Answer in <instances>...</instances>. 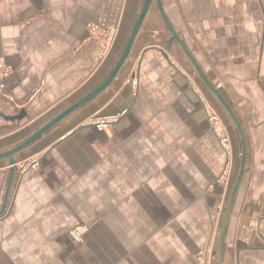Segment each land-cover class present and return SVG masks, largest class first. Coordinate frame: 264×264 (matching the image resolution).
I'll return each instance as SVG.
<instances>
[{
	"label": "crops",
	"instance_id": "crops-1",
	"mask_svg": "<svg viewBox=\"0 0 264 264\" xmlns=\"http://www.w3.org/2000/svg\"><path fill=\"white\" fill-rule=\"evenodd\" d=\"M144 2L0 0V153L101 86ZM161 2L245 131L222 264H264V0ZM143 22L111 86L14 155L0 264H35L43 240L78 250L79 223L102 235L89 248L106 264H218L240 134L181 46L162 53L172 35L156 1ZM10 170L0 159V210ZM106 213L122 224L96 228Z\"/></svg>",
	"mask_w": 264,
	"mask_h": 264
},
{
	"label": "water",
	"instance_id": "water-1",
	"mask_svg": "<svg viewBox=\"0 0 264 264\" xmlns=\"http://www.w3.org/2000/svg\"><path fill=\"white\" fill-rule=\"evenodd\" d=\"M154 1H156L157 7H159L162 18H163L164 22L166 23L167 27L169 28L171 35H172V38L170 39L168 46H166L164 48V51H162V53H165V50L170 49V47L174 44V42H177L181 46L182 50L184 52H186L187 56L191 60L193 66L196 67V70H197L199 76L201 77V79L203 80V82H205L206 85L208 86V88L210 90H212V92L215 94L216 97H218L219 101L221 102V104L224 107V109L226 110V112L229 113V115L231 116V118L233 119V121L236 125V128H238V131L240 134L241 143H242V158H243L242 164H241V168H240L239 173H238L239 176H238V178H237V180H236V182L232 188L233 190H232L230 197H229V201L227 204L228 208H227V212H226V215L224 218L222 228L220 229L219 234H218L219 236H218V242H217V251H218L217 258H218V264H222V251H221V249H222V242H223V238H224V233H225V231L229 225V221H230L229 219L231 217L233 207H234L233 203H234L235 197L237 195V192L239 190L238 188H239V186H240V184L244 178V174H245L244 171H245L246 161H247V158H246V156H247V143H246L245 131H244V128L241 127V124H240L239 120L237 119L235 112L232 111V108L230 107L227 100L221 95L222 90L217 88L211 81L208 80L204 71L199 66L197 60L195 59V56H193V54L188 50V48L185 45V43L183 42L182 38L178 36L173 25L171 24V22H169L167 15L164 11V7L162 5L161 0H145L144 5H143V9H142L140 15L138 16V18L135 22V25L132 29L130 36H129V41H128L126 47L124 48L121 57L119 58V60L116 64V66L114 67V70L112 71V73L101 84V86L99 88L90 92L87 96L83 97L82 99L78 100L71 107L60 112L54 119H52L50 122L45 124L42 128H40L38 131H36L30 138H28L27 140H25L21 144L17 145L16 147H14L13 149H11L7 152L0 153V159L8 158L10 166H11L9 183H8V186L6 189V193H5V197H4V201H3V206H2V209L0 210V217L4 214V212L7 208L11 188H12L15 173L17 170V163L14 159V155L17 154L18 152H20L21 150H23L24 148H26L27 146H29L30 144H32L34 141L38 140L45 133H47L50 129L54 128L55 126L58 125V123H60L65 118H67L69 115H71L74 111H76L79 108H81L82 106L86 105L90 100H92L93 98H95L99 94L103 93V91L105 89H107L109 86H111V83L116 79V77L118 76V74L122 70L121 68L123 67L125 62L128 60V58L131 54L130 52H131L133 45L135 43L137 34L140 31V29L144 23L143 21L146 18L147 14L151 8V5ZM1 115H3V114H1ZM3 117H5L6 119L10 118V117H6L5 115H3Z\"/></svg>",
	"mask_w": 264,
	"mask_h": 264
},
{
	"label": "rangeland",
	"instance_id": "rangeland-1",
	"mask_svg": "<svg viewBox=\"0 0 264 264\" xmlns=\"http://www.w3.org/2000/svg\"><path fill=\"white\" fill-rule=\"evenodd\" d=\"M102 214V213H101ZM109 213H106V216L100 217V219L95 222L96 228H102L107 226L119 225V219L115 216H108ZM159 222H164L165 220L162 217L158 216ZM93 228L89 227L85 223H79L77 230L73 232L72 239H74V244H78V250L56 252L58 250L57 246H53L48 243L44 245L43 240V249L35 250L33 252V257L35 264H106L105 255L98 247L92 246L89 248V243L94 244L95 238H101L102 235H93ZM124 236V234H122ZM64 241V248H65ZM75 262V263H74ZM109 264H112L111 258L109 257ZM119 264V263H117Z\"/></svg>",
	"mask_w": 264,
	"mask_h": 264
},
{
	"label": "built area",
	"instance_id": "built-area-1",
	"mask_svg": "<svg viewBox=\"0 0 264 264\" xmlns=\"http://www.w3.org/2000/svg\"><path fill=\"white\" fill-rule=\"evenodd\" d=\"M9 74H10L9 68L6 67L5 65H0V98L5 95L6 92L5 79L9 76ZM212 119L214 122H218V118L216 116H212ZM225 142H227V140L222 143L224 144L225 147H227Z\"/></svg>",
	"mask_w": 264,
	"mask_h": 264
}]
</instances>
